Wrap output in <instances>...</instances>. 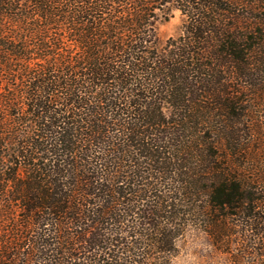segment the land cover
I'll return each mask as SVG.
<instances>
[{
    "label": "trees",
    "instance_id": "1",
    "mask_svg": "<svg viewBox=\"0 0 264 264\" xmlns=\"http://www.w3.org/2000/svg\"><path fill=\"white\" fill-rule=\"evenodd\" d=\"M191 229L264 264V0H0V264H177Z\"/></svg>",
    "mask_w": 264,
    "mask_h": 264
},
{
    "label": "rangeland",
    "instance_id": "2",
    "mask_svg": "<svg viewBox=\"0 0 264 264\" xmlns=\"http://www.w3.org/2000/svg\"><path fill=\"white\" fill-rule=\"evenodd\" d=\"M183 19L181 12L175 10L168 21L160 24L161 38L166 40L177 36L180 33ZM180 248L181 252L177 264H209L210 261L220 260V258L214 257L215 252L207 237L197 229L188 231L186 236L180 240Z\"/></svg>",
    "mask_w": 264,
    "mask_h": 264
}]
</instances>
